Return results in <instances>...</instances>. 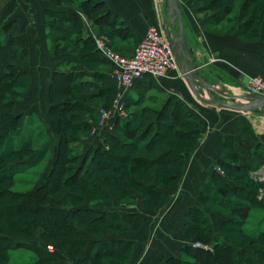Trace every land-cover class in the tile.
Instances as JSON below:
<instances>
[{"label": "trees", "instance_id": "obj_1", "mask_svg": "<svg viewBox=\"0 0 264 264\" xmlns=\"http://www.w3.org/2000/svg\"><path fill=\"white\" fill-rule=\"evenodd\" d=\"M196 1L199 4V9L197 11L199 14H203L205 17H209L210 14H212V17L207 23L201 21L203 28L212 25H221L229 18L233 10H235V13L237 7H240L239 15H246L248 10H250V17L252 19H242L243 22L240 23V31L238 32L239 37L246 38L247 40L246 36L250 33L249 31L251 27H253V23L257 20L259 21L258 17H260L262 30L256 42L264 41V0H241L240 2L239 0ZM250 3H256L257 5L250 9ZM81 4L82 9L86 11L87 14L91 11L90 14H96L98 9L103 11L100 17H98V14L97 17H94V23L98 22V24H104L105 26L111 27L113 30L115 29L114 31L118 32L120 38L123 37L122 33L129 32L127 26L116 29L115 22L113 20L110 22L109 19L111 14L106 11L105 2L103 0H86L82 1ZM88 6L90 10L87 8ZM85 8H87V10ZM59 17L62 21L71 23V27L66 29L59 27ZM55 18V21L48 27L47 32L51 50L52 45L61 40L60 37H57V34L60 33L64 36L70 33L72 34V28L74 29L76 24L81 22V16L77 12L76 14L65 12L57 13ZM231 22H233V19H230V23ZM222 29L223 30H216L217 33L224 35L226 33V35L230 34L225 27ZM75 32L79 37L73 38L72 36L71 40L74 46L70 47L66 45L67 49L71 48V53L64 52L59 56L60 59L58 60L61 62L67 61L69 64L72 62H78V64L81 62H104V56L98 51L97 46L94 45V39L90 35L82 36V29ZM251 33L254 35L255 31H251ZM104 34L112 39L113 33L106 31ZM247 41L252 42L249 40ZM112 42L114 43L113 40ZM82 52H84V54ZM28 61L29 56L27 53L23 51L7 52L5 44H1L0 198H2L1 200L7 199V203L4 206L1 205L2 207L0 206V214L2 211L8 213L7 215H1L4 217L6 216L5 218L0 217V251H7L11 245L21 246L24 244L19 241L21 238H19L18 235L20 233L29 235V230L25 228V225L28 223H37L41 220L46 222L44 223L46 224L45 240L51 242L48 239L49 234L57 235L59 242L65 243V252L69 257L70 264H124L129 258L126 252L136 247L134 241L118 237H106V234L91 237L85 235L80 227L75 224H77V220H79V224L84 222L88 223V218L97 216L102 222H109V225L113 224L112 222L115 223V226L118 224L116 227L117 229L122 228L121 231H139L146 222L145 216L140 212L130 213L89 206L67 207L62 205V200H64V190H62V188L70 185L72 179L75 178L77 182L88 186V188H86L87 190H82L85 194H90L93 188H97L106 197L107 195L105 193L108 191L107 184L110 181L113 189L117 190H113V193L121 194L119 196L122 198L133 199L135 195L132 189H137L146 194L145 203L148 208L153 207L150 206V201H155L154 204L156 205L154 208H150V211L158 210L161 204V198L164 196V190L162 189L164 185L163 179H171V172H169V170H159L155 172V174H150L149 171L151 170H148V168L150 166L152 167L154 164L159 165V163L162 162H181L183 165L182 167H178V172L174 175L172 180L175 182L173 185L180 184L188 168L189 160L201 143V134L205 131L200 128L198 131L199 133L195 132L196 137L190 139L191 142L189 145H181L180 143L172 141H170V143L168 141L163 143V141L157 142V140H160L162 137L164 139L165 135L173 131L177 136L180 135L179 131L174 130L173 124L175 121L182 118V110H184L185 113L188 112L189 116L199 118L201 123H203V128H205L206 121L199 112L190 108V104L177 96L170 97L162 105L161 109L156 112L155 118L151 120L147 119L143 114L147 111L146 108L142 109V113H129L128 118L126 117L121 120L114 119L113 122L115 124L111 123V126L106 127L108 131L106 130L103 133L101 139L99 136H92L93 139L99 138L98 143L89 149V154L87 155V158H91V162L94 166L93 169L87 171V176L80 175L76 177L79 169L77 168L75 170L73 163H79L81 161V156L76 154L73 155V158L69 157L66 160L67 152L64 151V146L67 142L65 138L71 139V141L75 139L76 142H80V144L83 143V139L76 136L69 137L65 134V131L67 129L90 130L92 125L88 121H80L79 114L85 113L90 116L98 114L100 109L87 102L104 96L106 97L108 93L116 89L117 85L112 78V84L105 85L107 76L103 75L101 72L99 73V71H97V73H99L97 75H99L101 79L99 82L94 83L88 79H82L84 76L91 75L90 72L82 70V72L76 74L80 80L74 84L75 93L72 96L67 95L71 98L66 99L68 97L65 96V93H63L64 91L57 89L56 81L59 79L71 81L74 77L65 71L54 72L49 88V101L51 105L50 116L53 118L59 137L55 162L48 177L40 187L26 193H15L10 190L15 180V175L38 164L45 159L50 152L48 144L41 146L37 150L33 147L38 140L43 139L45 143L48 141V130L44 123L34 114L16 112L18 102L23 99L24 93L31 83L29 73L23 68L28 64ZM150 79L154 81L153 78L150 77ZM92 85L96 86V93L89 97L82 96L81 94L83 92L89 89L91 90V88L94 87ZM128 105H130L129 102H127L126 106ZM98 115L100 116V114ZM163 117L172 123H167L166 121L160 122L158 120ZM249 125L247 117L240 115V117L236 118L235 126L237 134L242 135L244 131L248 132L250 137L256 140V147L251 148L249 143L247 145L244 140L240 139L238 136H228L224 139L220 158L208 169L206 183L200 186L199 195L184 215L182 232L185 244L181 248V255L165 256L160 264H189L187 256L191 255L199 259V254L201 253L205 255L207 260H221L222 262L220 264H248L250 262L259 264L258 262L256 263L253 257L259 254H256L252 249H246V247L238 251L239 249L236 245H233L218 234V232L222 233L221 231H224V228L217 231L216 225L213 224L214 222L211 219L212 215L209 212L210 208L221 207L233 214L235 213L233 217L241 216V214H238V210H236L238 209L237 203L234 202L231 197H225L224 194H231L233 197L242 196L243 198L241 199L249 200L250 203L262 205V202L257 199L259 187L251 178L250 173L257 167V161L261 164V160H264V156L260 153L261 150H264V146ZM150 133L151 137H148ZM129 139L133 141H131V143L127 142ZM160 143H162L163 146H167L168 150L161 148V146H155ZM168 146L175 151L169 150L170 147ZM152 147L153 150L151 149ZM75 149L76 147H72L69 150L71 152ZM155 149H159L160 153H158L159 155H155L156 157H154V159H150L148 155ZM172 152H174V154ZM128 162L134 165L129 169H125L128 185H124L120 176L118 177V175L114 174L112 176L108 174V172L115 171L120 166L122 168V166ZM134 162L139 163L140 166ZM60 163H72L70 167L66 168L72 172L70 174L71 177L61 179L66 174L67 170L61 167L57 170L56 166L60 165ZM221 171L224 173L222 174ZM234 174H238L239 177L235 179L233 176ZM246 180L247 182H245ZM239 181L242 182L240 183ZM4 185L9 186L2 188ZM30 197L40 201L39 207L38 205H36V207L33 206L34 208L28 206V198ZM244 207L249 208L245 204ZM27 213L33 214L37 216V218L31 221L26 217ZM217 213L218 216L221 217L223 225L227 224L228 227L237 225V227H241V231L249 239L264 243V233L259 232L258 235L248 233L249 231L245 229L246 222L242 221L241 218L237 220H226L221 211H217ZM79 218L86 220H81ZM95 222L96 221L93 223ZM104 232H108V230ZM201 235L206 239H210L215 245V251L193 246L192 243L194 241H203ZM73 236L79 237L80 241L78 242H80L84 250L76 249L71 245V243H73ZM68 242H70V245L67 244ZM73 244L76 245L75 243ZM23 246H27L35 253L39 254V258L43 262L49 261V264H65L58 258L55 252L51 253L47 251L45 247H37L29 244ZM216 249H218L219 254L216 252ZM80 254H82L83 257L80 256ZM104 258L105 260L101 261ZM215 264H219V262Z\"/></svg>", "mask_w": 264, "mask_h": 264}, {"label": "rangeland", "instance_id": "obj_2", "mask_svg": "<svg viewBox=\"0 0 264 264\" xmlns=\"http://www.w3.org/2000/svg\"><path fill=\"white\" fill-rule=\"evenodd\" d=\"M82 1H86V0H75V7H76V11L77 13H79V15L81 16V22H79L78 24H76V27L73 29L72 31L73 33L68 34V35H62V34H57V37H60V41L55 43L54 45H52V49H57V47H59L57 50H60V54H63L64 52H69L71 53L70 49L66 48V45H69L70 47H73L74 44L72 43V36L74 37H79V35L75 32L78 30L82 29V36L85 35H90L93 39H94V45L96 46V42L97 39L96 38H101L106 42V45L108 46V48H110L113 52H115L116 54L119 55H123V56H131L135 50H136V43L134 42H128L125 43L123 42V40L120 38L118 32L114 31L113 29H111V27H108L107 25L105 26L104 24L100 25L99 28L97 25V23H94L93 19L94 17H100L103 14L102 10H97L96 14H87L86 11H84L82 9ZM241 0H239L240 2ZM69 2V1H68ZM163 8H164V12L166 13V11L168 13H170V10L167 8L166 6V2L165 0H162V4ZM191 3H193L194 5H190ZM179 4H180V8L182 11V5H186L188 6L189 10H192L193 16L198 17V19L200 18V15L197 11H198V2L196 0H179ZM249 8L251 9L252 7H255L257 4L254 3H250L249 4ZM162 6V5H161ZM90 10V7H87ZM87 8H85L87 10ZM235 10H233V12L231 13V15L229 16V18L222 23L221 25H219V28L217 30H223L222 28L225 27L227 29V31L230 32L229 36L233 35V33L235 34L236 29H238V32L240 31V23L243 22L242 19L244 20H248V19H252L250 17V10H248V13L246 15H239L240 12V7H237L236 12L234 13ZM212 15V14H211ZM192 16V15H191ZM192 16V18H193ZM264 16V15H263ZM230 19H233V22L230 23ZM259 21L257 20L256 22L253 23V27H251L250 29V33L246 36L247 40L256 42V39L258 38V35L261 34V22H260V17H258ZM194 20V19H192ZM196 21V19H195ZM199 21V20H198ZM201 21V20H200ZM199 21V22H200ZM163 23V24H162ZM178 21L177 18L175 17V15H169L168 17H166L164 19V22H161L162 27L160 28V26L156 27L160 30H162L163 34L166 36L167 35L170 37V39H174L172 36V30H171V26L172 24L175 25V29L177 32V35L179 36V28H178ZM59 27L61 28H69L71 27V23H66L64 21L58 22ZM213 26V25H212ZM210 26L208 29H205L206 32L208 31V33L211 34H217V31L215 30V27ZM166 28V30L164 29ZM250 28V27H249ZM86 29V30H85ZM185 29V27H184ZM92 30V31H91ZM164 30V31H163ZM110 32L113 33L112 35V39H110L108 36H106L104 33L105 32ZM251 31H255V34L253 35L251 33ZM165 32H167V34H165ZM232 32V33H231ZM227 34V33H226ZM224 35V34H219L222 36H228V35ZM256 36V37H254ZM243 38V37H240ZM264 38V37H263ZM244 41H247L246 38H243ZM254 39V40H252ZM115 41L114 44L111 41ZM104 42V43H105ZM249 43V42H248ZM51 48V46H50ZM84 54V52H82ZM82 56V55H81ZM108 60L106 59L105 62H107ZM63 68L65 72L70 73V75L74 77V79H71V81L67 80H57L56 81V87L57 89H61V91H64L63 93H65V96L68 97L66 99H70L71 97L67 96V95H73L75 93V89H74V84L77 83L80 78L77 77V73H80L83 71H88L91 73V75L88 76H84L82 79H88L91 82H99L101 79L99 78V73H97L98 69H104L105 66L103 65V63L101 62H89V63H85V62H81L78 64V62H72V63H68L67 61H63ZM111 64V63H110ZM110 68H112V71L114 70V66L111 64ZM92 71V72H91ZM223 79L228 81L229 84L231 83V78H229L227 75H225L223 73ZM233 80V79H232ZM233 82V81H232ZM211 83V82H209ZM94 86V85H92ZM236 86V85H233ZM96 86L92 87L91 90L95 91L97 88H95ZM90 88V87H89ZM151 89H147V93L144 94V96H142V100L140 102H138V106H132V105H128L126 106V117H129V113H142V109L146 108L147 111L145 113H143L145 115V117L147 119H153L155 118V115L157 114L156 112L159 111L162 107V100L159 99L157 101L156 96H151L152 94H156V95H161L159 93H157L156 91H154V89H152V87H150ZM199 91H201V95L205 98L208 99H216L219 101H225L228 103H234V104H246L247 103V96L248 93L246 92V89L244 88V86H236V87H228V86H224L221 83H215V84H210L208 87L206 86H198ZM91 90H87L88 92L85 93H89L91 92ZM26 92V91H25ZM210 92V94H209ZM84 93V94H85ZM120 94L121 91L118 88V86H116V89L113 90L112 92L108 93L106 95V97H102V98H97L94 99L92 101H89L87 103L92 104L94 106H97L100 109V112L98 114H100V116L98 114H94L93 116H90L89 114H85V113H80L79 115L86 118L89 117L90 121L89 123L92 125L90 130L84 131V129L82 130H74V129H67L65 131V134L68 135L69 137L71 136H76V137H80L83 139V143L80 144V142H76V140L74 139V141H71V139L65 138L67 144H65L64 146V151L67 152V156H66V160L70 157L73 158V155H80L81 156V161L79 163H73L74 164V168L75 170L78 168L79 172H77V176L80 175H86L88 170H92L93 169V163L91 162V158H87V155L89 154L88 151L91 147L88 146V144H86L87 140L89 139V137L91 138L94 134V130L96 128V126H99L102 120V115L104 112L106 113H110L114 110V108H116L117 105V99L120 98ZM232 95L236 96V97H232ZM163 99V98H162ZM188 101H190V108L194 109L197 112H201L200 110H206V118L204 117L205 121H206V125L205 128H203V123H201V121L199 120V118L196 117H192L188 115V112L185 113L184 110H182V118L178 119L177 121L174 122V130L175 131H179L180 135L177 136V134H174L175 132L173 131L170 134L165 135V138L163 139V137L160 140H157V142L163 141V143H165L166 141H168L170 143V141L172 142H176V143H180L181 145H189V143L191 142L190 139H194L195 136V132L199 133L198 131L200 130V128L202 130H204L205 132L201 134L202 138L204 139L205 134L211 133L212 129L216 128V120H220L219 125L217 127V134L219 135V129H221V135H223L222 133H227V134H233L236 132V118L240 117V115L247 117V121L250 124L249 126L253 129L254 134L256 135V137L259 138V140L262 142L263 146H264V110H260L258 112H248V111H243V112H235V111H231V110H224L222 109L220 112L221 116H217L216 114H211L210 111L208 110V108H205L207 106H203L202 103L193 95V93H190V95L188 96ZM214 111V110H213ZM208 112L210 114H208ZM215 113V112H212ZM201 114V113H200ZM131 116V115H130ZM221 117V119H220ZM84 118H82L84 120ZM160 118V117H159ZM92 119V120H91ZM160 122H170L168 119L166 118H162V119H158ZM180 120V121H179ZM81 121V120H80ZM172 123V122H170ZM51 129V127H50ZM48 130V129H47ZM151 132V131H150ZM153 132V130H152ZM169 133V132H168ZM47 134V133H46ZM237 134V133H236ZM238 137H240V139L244 140V142L248 145V143L251 145V148L256 147V140H254L252 137H250V135L248 134V132L244 131L242 133V135L237 134ZM48 137V141L47 143H45V140H38V142H36L35 145H33L34 149H39L41 146L47 145L49 144L50 147V152L49 154L45 157V159H43L41 162H39L38 164L34 165L31 168H27L26 170H24V172L16 174L15 175V180L12 184V187H10L11 191L16 192H22V193H26V192H30L32 190L37 189L38 187H40L44 181L46 180V178L48 177L50 170L52 169V166L55 162V157L57 155V148H58V134L56 131V128L52 125V129L48 131L47 134ZM148 137H151V133L148 135ZM56 138V142H53V139ZM99 138L101 139V136H99ZM150 139V138H149ZM69 141V142H68ZM131 141L133 140H128L127 142L131 143ZM204 144V141L201 140L200 145L202 146ZM95 145V144H94ZM199 145V147H200ZM155 146H161V148L168 150L167 146H163L162 143L160 144H156ZM72 147H76V149L74 151H71L69 149H71ZM87 147V148H86ZM170 147V146H168ZM198 147V148H199ZM197 148V149H198ZM153 150V147L151 148ZM196 149V150H197ZM169 150L175 151L173 148H169ZM160 150L159 149H155L154 151H152L148 157H150V159H154V157H156L155 155H157ZM174 154V152H172ZM261 155L264 156V150L260 151ZM159 155V154H158ZM158 159V158H157ZM136 164L139 165V163L134 162ZM257 167L255 168V170H252L250 173L251 178L253 179V181L255 182L256 185H258L259 189L257 192V199L259 201H261L262 205H258V204H254V203H250V201L245 200V199H241L243 198L241 197H233L231 194H224L225 197L228 198H232L234 202H236L238 205V214H241V216H234L235 213L233 214L232 212H229L228 210L221 208V207H213V209L210 208L209 212L212 215L211 219L214 222L213 224L216 225L217 231L219 230H223L221 231L222 233L218 232V234L223 237L224 239H227V241H229L230 243H232L233 245H236L238 247V251H241L242 248L246 249H252L256 254H259L257 256H253L256 263L258 262L259 264H264V243H261L259 241H255V240H251L249 239L246 235L243 234V232L241 231V227H237L236 226H231L228 227L227 224H222V220L221 217L218 216L217 211H221V213H223L224 217L226 220H234V219H239L241 218L242 221H245V229L247 231H249L248 233H254L257 234L259 232L264 233V160H261V164L258 163V161L256 162ZM62 165V166H61ZM70 165H72V163H60V165H57L56 168L57 170L59 169V167H61L62 169H66L67 167H70ZM132 165V163L128 162L127 164H124V166L118 167L115 171H110L108 172V174L112 175H118V177L120 176L122 181L124 182V185H128V180L127 177L125 175V169H129ZM142 165V164H141ZM183 163L181 162H172V161H168L167 163H159V165H153L152 167L150 166L148 168L150 174H155V172L159 171V170H169V172H171V179H163V185L162 189L163 190H168V189H176L175 187L178 186L177 185H173L175 182L172 181L174 175L177 174V169L178 167H182ZM139 168V167H138ZM142 169V168H139ZM67 170V169H66ZM171 170V171H170ZM60 171V170H59ZM58 171V172H59ZM142 171V170H141ZM72 172L67 170L66 174L61 178V179H66L67 177H71L70 174ZM221 173L223 174L224 172L221 171ZM87 176V175H86ZM235 177V179L238 176V174H234L233 175ZM246 179V178H245ZM103 181V180H102ZM104 182V181H103ZM240 182V181H239ZM242 182V181H241ZM240 182V183H241ZM247 182V180L245 181ZM108 183V182H107ZM112 183L107 184L108 186V191L105 193L107 196L105 197L104 194L97 188H93L90 194H85L82 190H87L86 188H88V186L86 184H81L79 182H77L74 179H72V181L70 182V185L65 186L64 188H62V190H64L63 193V197L64 200H62V205H65L67 207H75V206H84V207H94V208H107L109 210H119V211H124V212H141L145 215H147V219H146V224L144 225V235L141 236L140 234H142L143 228L138 232V231H121L122 228L117 229V225L115 226V223L112 222L113 224L109 225V222H102L99 217L97 216H93L91 218H88V223L84 222L82 224H79V220H77V224L80 227V229L83 231V233L85 235L88 236H100L103 234H106V237H118V238H124V239H128L132 241L136 242V247L133 249H130L126 252V254L129 256L128 260L124 263V264H151L152 261L154 260L153 258L155 257L156 251L155 248H158V241L160 238H165L166 235H173L175 238H177V240L182 239L183 236V232L182 229L179 228L177 226V224L175 223L174 226L171 224L174 221V217L177 215H174L172 217L171 215V204L173 203V201L171 200H167L165 199V197L161 198V204L159 206V208L161 207L163 201V207L162 210L159 212H157V210L154 211H150V208H154V206L156 204H154L153 201H150L151 205L153 207H147L146 205V194L143 193L142 191H139L137 189H132L134 192L135 197L133 199H126V198H122L121 194L119 193H113V187L111 186ZM260 185V186H259ZM9 185H4L2 186V188L7 187ZM110 186V187H109ZM249 190V189H248ZM117 191V190H114ZM175 191V190H174ZM174 191H170L169 193H174ZM251 191V190H250ZM248 191V192H250ZM27 198V197H26ZM2 198H0V206H4L7 203V199L1 200ZM165 199V200H164ZM17 200V199H16ZM20 201V200H18ZM29 204L28 206H34L36 207V205H40V201H38L35 198H28ZM177 201V199L175 200V202ZM179 201V200H178ZM244 204L247 205V207L249 208H245ZM251 205V207H250ZM1 206V207H2ZM179 206V204L177 205ZM182 206V205H181ZM244 208H243V207ZM0 207V208H1ZM33 207V208H34ZM50 207V206H49ZM183 208V207H182ZM181 208V209H182ZM259 209V210H256ZM2 211V210H1ZM8 213V212H7ZM6 212L2 211L0 214V217H4L1 216L3 215H7ZM168 214H170V216H168ZM10 216V215H9ZM6 217V216H5ZM4 217V218H5ZM26 217L28 219H30L31 221L36 219L37 216L27 213ZM83 217V216H82ZM84 218V217H83ZM81 220H86V219H82L79 218ZM37 223H28L25 225V228H27L29 230L28 234L26 235L25 233H20L18 236L19 238H21L22 244L17 245V246H12L7 250V251H0V264H49V261L43 262L40 258H39V254L35 253L33 250H31L30 248H28L27 246H23L25 244H29L32 246H39V247H45V249H47V251L49 252H55L56 255L58 256V258L62 261L65 262V264H70L69 262V257L67 256L66 248H65V243L63 242H59V238L57 237V235H50L48 236L49 241L51 242H47L45 240V225L44 223H46L45 221H41ZM94 221H96L95 223H93ZM170 222V225H169ZM175 222V221H174ZM184 222V217H183V221L182 224ZM24 224V223H23ZM114 225V226H113ZM169 226V228H167ZM226 228V229H225ZM181 229V231H180ZM105 230H108V232H104ZM231 230V231H230ZM230 231V232H229ZM233 231V232H232ZM239 231V232H237ZM108 233V234H107ZM202 236V235H201ZM73 243H75L76 245H74L73 243H71L72 246H74V248L76 249H80V250H84V248H82V245L80 244V239L77 236H73ZM163 238V239H164ZM202 240L203 241H194L192 244L195 247L198 248H204L205 250H210L212 249L213 251H215V245L210 241V239H206L204 236H202ZM238 239V240H237ZM183 242V241H182ZM70 242H68L67 244H69ZM139 243V244H138ZM66 244V245H67ZM191 244V245H192ZM70 245V244H69ZM174 253L179 254V252L176 250V248H174V250H170ZM216 252L219 254L218 249H216ZM134 254V255H132ZM80 256L83 257L82 254H80ZM200 258H195L193 256H187L188 259V263L189 264H215L217 262H219V264L222 262L221 260H207V258L205 257V255H203L202 253L199 254ZM133 257V258H132ZM48 258V257H47ZM162 257L160 256L158 258V264L160 262V259ZM249 259V258H248ZM105 258L101 261H104ZM151 261L150 263L148 261ZM42 261V262H41ZM100 261V262H101ZM157 261H154V264L157 263ZM124 262V261H123ZM122 262V263H123ZM248 264H255V263H248Z\"/></svg>", "mask_w": 264, "mask_h": 264}, {"label": "crops", "instance_id": "obj_3", "mask_svg": "<svg viewBox=\"0 0 264 264\" xmlns=\"http://www.w3.org/2000/svg\"><path fill=\"white\" fill-rule=\"evenodd\" d=\"M103 1L105 2L106 11L111 14L110 22L112 20L115 22V28L128 27L129 32L122 33L123 37H121L125 43L135 41L136 45H138L149 28L158 26L161 28L163 24L161 22H164V19L169 16L167 11L166 13L164 12L162 0ZM191 4L194 5L193 3ZM64 12L76 14L75 0H0V46L4 43L7 52L23 51L29 56L28 64L23 68L29 73L31 83L24 93L23 99L18 102L16 112L36 115L44 123L48 131L52 129V125L55 127L53 118L50 116L51 105L49 101V88L52 82V75L54 72H63V68L65 67L58 60L61 55L60 50H57L59 47L51 50L47 32L48 27L56 19L55 15ZM182 13L185 34L189 49L195 58V65L199 67L200 75L205 77L208 82L214 84L221 83L228 87H240L244 86V81L249 75L264 77V41L248 43V41H244L239 37L238 29L231 36L208 33L205 29L209 27L204 26L205 28H203L201 21L207 23L212 17L211 14L209 17L200 16L198 19V17L193 16L192 10H189L186 5H182ZM198 20L201 21L199 22ZM58 22L60 24L62 22L60 17L58 18ZM100 25L102 24L97 25L98 28ZM212 27H215V30H217L219 25ZM103 59L106 61L107 58L104 56ZM105 61L102 62L105 68L98 69L97 71L107 76L105 85H109L112 84L111 62L109 60ZM223 73L231 78L230 84L223 79ZM153 80L150 77H145L135 83L129 90L127 98H125V109L127 102L132 106L140 105L138 102L151 89L150 87L161 94L156 95L154 93L151 96H156L157 101L161 99L162 105L172 96H177L190 104L188 96L192 92L178 71H172L168 78L159 80L153 78ZM85 92L81 95L89 97L94 95L96 90H91L89 93ZM202 105L207 106L205 108H208L211 114L221 116L220 112L222 109L205 104ZM200 111L201 115L206 118V110L201 109ZM210 113L208 112V114ZM79 118L81 121H90L89 117L84 118L79 115ZM125 118L126 111L124 116L115 117V120ZM113 121L111 123H114ZM219 122L220 120L217 119L216 128H213L211 133L205 134V138L201 139L204 141V144L202 146L199 144L200 147L193 153L185 175L180 184L175 187L176 189L164 190L165 199L173 201L170 207L172 217L177 215L174 217L175 222H172L171 227L176 223L179 228H183V217L199 195L200 186L206 183L208 169L220 158L224 139L228 136L237 137V132L233 134L222 133L223 135H221V129H219L218 135L216 132ZM106 130V128L100 129L96 126L94 130L96 134L93 135L102 137ZM98 140L99 138L93 139L89 137L86 144L92 147L98 143ZM53 142H56V138L53 139ZM170 191H174V193H169ZM176 199L177 201L175 202ZM163 203L157 212L162 210ZM178 204L179 206H177ZM143 215L147 219L148 216ZM144 232L145 229L143 228L140 235L143 236ZM163 238H160L157 243L158 248H155L156 254L151 264H154V261H157L160 256L162 257L160 259L161 262L165 256L181 255V248L185 244L183 236L179 240L173 235H166ZM174 248H176L179 254L170 251L174 250ZM148 262L150 263L151 261L149 260ZM156 264H158V261Z\"/></svg>", "mask_w": 264, "mask_h": 264}, {"label": "built area", "instance_id": "obj_4", "mask_svg": "<svg viewBox=\"0 0 264 264\" xmlns=\"http://www.w3.org/2000/svg\"><path fill=\"white\" fill-rule=\"evenodd\" d=\"M96 39L98 51L114 66L112 79L121 91L116 108L111 114L104 112L102 115L98 128L105 129L111 125L115 117L125 115V98L136 82L145 77L157 80L168 78L170 73L178 71V68L166 36L156 27L148 29L131 56L116 54L108 48L103 39ZM244 82V88L248 94L264 97V77L249 75Z\"/></svg>", "mask_w": 264, "mask_h": 264}, {"label": "water", "instance_id": "obj_5", "mask_svg": "<svg viewBox=\"0 0 264 264\" xmlns=\"http://www.w3.org/2000/svg\"><path fill=\"white\" fill-rule=\"evenodd\" d=\"M167 8L170 10L169 15H175L178 21V28L180 35H177L175 25L172 24V36L173 40L167 35V41L173 53L175 63L177 65L178 71L181 77L187 83L189 89L193 95L205 105H209L218 109L231 110L235 112H258L264 110V97L255 95H246V104H234L225 101H219L216 99H208L203 97L201 91H199L198 86L208 87L210 84L205 77L200 75L199 67L195 65V58L189 49L185 29H184V19L183 13L180 8L179 0H165ZM166 30V28H164ZM164 31V30H163ZM167 34V32H165ZM210 94V92H209ZM232 97H236L232 95Z\"/></svg>", "mask_w": 264, "mask_h": 264}]
</instances>
